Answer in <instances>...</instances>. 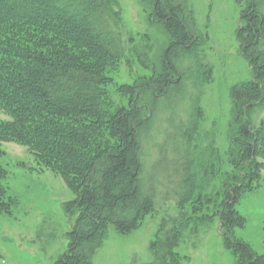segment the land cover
Segmentation results:
<instances>
[{
    "label": "trees",
    "instance_id": "16d2710c",
    "mask_svg": "<svg viewBox=\"0 0 264 264\" xmlns=\"http://www.w3.org/2000/svg\"><path fill=\"white\" fill-rule=\"evenodd\" d=\"M109 6V0H0V111L9 118L0 119V208L10 201L1 143L14 141L75 194L62 204L75 218L53 264H93L110 228L127 235L169 202L177 213L161 220L148 264H172L189 226L185 207L195 213L210 202L200 190L214 169L209 163L201 171L194 135L202 117L198 85L210 81L211 68L199 59L204 40L187 0H150L152 21L170 41L153 76L130 87L128 107L110 111L103 87L123 42ZM236 41L252 79L229 93L233 171L217 191V231L235 264H264V255L233 235L245 224L235 205L260 180L264 160V0L241 9ZM102 131L105 144L98 143Z\"/></svg>",
    "mask_w": 264,
    "mask_h": 264
},
{
    "label": "rangeland",
    "instance_id": "374dc122",
    "mask_svg": "<svg viewBox=\"0 0 264 264\" xmlns=\"http://www.w3.org/2000/svg\"><path fill=\"white\" fill-rule=\"evenodd\" d=\"M110 22L123 42V55L107 73L104 100L110 111L128 107L130 87L137 80L153 76L159 55L168 46L169 35L152 21L150 0H109ZM249 0H187L203 44L199 59L211 68L210 81L198 85L202 109L194 135L197 161L201 171L213 165L200 190L210 197L198 212L192 205L185 207L190 215L189 226L175 247L172 264H235L232 253L224 247L218 233L217 191L226 173L233 171L229 163L231 147L227 130L232 119L230 89L252 79L247 60L241 55L236 41L239 14ZM201 37V38H202ZM178 113L173 114L176 119ZM0 119L9 118L0 111ZM161 123L155 122L154 128ZM107 140L101 132L98 143ZM152 143H146L149 157ZM4 152L1 163L6 171L3 180L9 203L0 208V264H53L67 248V232L74 216H67L62 204L75 197L63 179L35 158L27 146L14 141L1 143ZM210 163V164H209ZM197 172L200 169L197 168ZM260 180L243 193L235 205L245 218L243 227H235L233 235L247 242L264 255V160ZM201 174V172H200ZM202 176V174H201ZM204 183V180H203ZM203 191V192H202ZM201 197V196H200ZM177 213L172 202L146 214L140 226L127 235L110 228L93 264H148L153 261L149 244L155 240L161 220ZM212 216V222H207Z\"/></svg>",
    "mask_w": 264,
    "mask_h": 264
}]
</instances>
